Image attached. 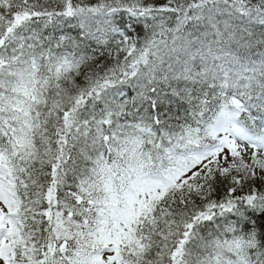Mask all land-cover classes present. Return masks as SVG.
I'll return each mask as SVG.
<instances>
[{
	"label": "snow or ice",
	"instance_id": "1",
	"mask_svg": "<svg viewBox=\"0 0 264 264\" xmlns=\"http://www.w3.org/2000/svg\"><path fill=\"white\" fill-rule=\"evenodd\" d=\"M0 264H264V0H0Z\"/></svg>",
	"mask_w": 264,
	"mask_h": 264
}]
</instances>
